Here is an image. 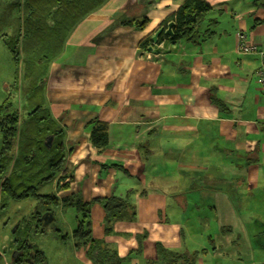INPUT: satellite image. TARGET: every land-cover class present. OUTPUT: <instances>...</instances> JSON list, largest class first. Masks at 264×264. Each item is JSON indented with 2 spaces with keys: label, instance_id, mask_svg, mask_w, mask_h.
<instances>
[{
  "label": "crops",
  "instance_id": "crops-1",
  "mask_svg": "<svg viewBox=\"0 0 264 264\" xmlns=\"http://www.w3.org/2000/svg\"><path fill=\"white\" fill-rule=\"evenodd\" d=\"M182 1L104 0L69 33L43 81L72 177L51 193L90 202L132 189L136 217L112 234L103 207L91 206L93 237L129 256L123 264L155 262L158 243L190 259L175 264H264V0H205L213 10L199 26L218 25L202 44L162 32L142 47ZM240 31L254 52L239 51ZM93 120L109 123L106 149L90 143ZM76 255L93 264L86 250Z\"/></svg>",
  "mask_w": 264,
  "mask_h": 264
},
{
  "label": "trees",
  "instance_id": "trees-1",
  "mask_svg": "<svg viewBox=\"0 0 264 264\" xmlns=\"http://www.w3.org/2000/svg\"><path fill=\"white\" fill-rule=\"evenodd\" d=\"M103 1L55 0V5L50 9L45 5V1H37L32 4L33 8L29 18L31 22H35V25L32 27L31 32H40L42 23H45L48 27L45 28V33L48 34L44 35L42 42L37 46L41 51L33 49L31 53V56H35L34 52H38L39 57L34 60L37 67H41L45 63V70L40 74L44 76L49 64L59 56L62 46L72 29L89 12L98 8ZM262 4L264 5V3ZM45 6L47 8L46 12H44ZM211 10H213V7L205 0H183L178 10L169 19L170 22H174L173 34L170 38L202 44L204 40L216 33L218 20L215 17L209 19L205 28L199 26L201 20ZM36 15H39L38 19ZM261 23H264V20L256 21V24ZM133 24L138 29H144L148 25V19L135 21ZM48 35L49 37H47ZM166 37L168 36L162 33L159 40ZM152 45H154L152 34L141 41L142 47ZM9 49L13 60L18 63L20 61L19 56L22 54L23 64L25 57L23 52H20L19 44L9 46ZM28 86H31L27 89V93H29L28 103L21 106L25 116L21 115L20 109L9 100L0 104V189L2 199L17 201L29 197L36 198L39 203L45 205L43 212L37 213L40 219L43 215H47V217L55 220L56 208L59 206L63 210L74 209L77 213L76 227L69 232L56 230L59 237L64 242H71L77 249L86 250V254L93 264H123L129 256L121 258L104 239L93 237L91 206L93 203H99L103 207L106 232L112 234L116 221L134 220L136 217L137 209L132 202V189L124 196L97 197L90 202H85L80 193L71 194L62 199L56 197L54 193L39 194L37 189L40 186L55 180L59 189L69 188V182L65 183L63 181L72 177L64 171V162L68 151L65 130L59 125L58 121H54L49 109L44 104V97L43 101L37 98V84L31 82ZM86 128L89 130L90 143L94 147L99 149L109 147L108 122L93 120L86 125ZM49 136H53L50 147L46 145ZM22 145L26 148L21 153ZM35 166H37L36 169ZM122 169L127 172L126 169ZM36 175H39V180L35 184L33 179ZM1 206L2 204H0ZM145 238V234L140 237L141 245L136 253L142 252V242ZM157 248L159 256L155 262L150 261V264H175L180 261L183 262V260L190 261L184 254L171 250L161 243H158ZM25 256L31 264L46 263L44 252L33 244L28 245L27 243L25 246L19 247L14 262L16 264L23 263Z\"/></svg>",
  "mask_w": 264,
  "mask_h": 264
},
{
  "label": "rangeland",
  "instance_id": "rangeland-1",
  "mask_svg": "<svg viewBox=\"0 0 264 264\" xmlns=\"http://www.w3.org/2000/svg\"><path fill=\"white\" fill-rule=\"evenodd\" d=\"M37 1H45L49 9L55 5V0H0V104L6 100L13 102L23 116L25 113L21 106L28 103L27 89L31 87L28 84H37L36 95L40 101H43L44 93V76L40 73L44 72L45 63L37 67L34 60L39 57L38 52L31 56L33 49L41 51L37 46L42 42L44 35L48 34L45 33V28H48L45 23H42L40 32H31L35 22H31L29 15L32 4ZM36 18L38 19L39 15H36ZM16 44H19L20 52L24 54L23 64L22 54L19 56V63L14 61L10 54L9 46ZM22 148L21 153L25 151L26 146L22 145ZM38 180L39 175H36L33 182L36 184ZM53 185L54 182H50L40 186L37 192L42 195L51 194ZM2 197L0 191V264H16L14 259L17 249L27 243L44 252L45 264H83L77 258L73 244L64 242L56 231L69 232L76 227L77 213L74 209L64 210L63 213L56 210V219L47 223L38 218L37 213H42L45 205L39 203L36 198L11 201ZM27 259L25 256L24 262L18 264H31Z\"/></svg>",
  "mask_w": 264,
  "mask_h": 264
},
{
  "label": "built area",
  "instance_id": "built-area-1",
  "mask_svg": "<svg viewBox=\"0 0 264 264\" xmlns=\"http://www.w3.org/2000/svg\"><path fill=\"white\" fill-rule=\"evenodd\" d=\"M245 38H246L245 33L241 31L237 33V46L239 51L254 52L255 49L250 47L249 44L246 43ZM261 61H262V66L257 71V77H258V81L262 85H264V51H261Z\"/></svg>",
  "mask_w": 264,
  "mask_h": 264
},
{
  "label": "water",
  "instance_id": "water-1",
  "mask_svg": "<svg viewBox=\"0 0 264 264\" xmlns=\"http://www.w3.org/2000/svg\"><path fill=\"white\" fill-rule=\"evenodd\" d=\"M173 26H174V22H170L168 24V27L167 29L164 30V28H159L156 33L153 35L152 39L153 41H157L158 39V36L162 33V32H165L166 34H169V35H172L173 34ZM51 144V137L49 138L48 141H46V145L49 147Z\"/></svg>",
  "mask_w": 264,
  "mask_h": 264
},
{
  "label": "flooded vegetation",
  "instance_id": "flooded-vegetation-1",
  "mask_svg": "<svg viewBox=\"0 0 264 264\" xmlns=\"http://www.w3.org/2000/svg\"><path fill=\"white\" fill-rule=\"evenodd\" d=\"M46 217H47V215H43L42 219L44 220V218H46Z\"/></svg>",
  "mask_w": 264,
  "mask_h": 264
}]
</instances>
